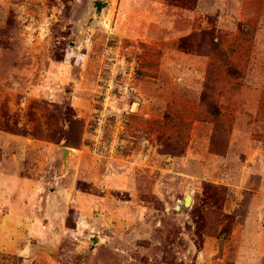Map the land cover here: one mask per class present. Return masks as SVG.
I'll return each mask as SVG.
<instances>
[{"label": "rangeland", "instance_id": "374dc122", "mask_svg": "<svg viewBox=\"0 0 264 264\" xmlns=\"http://www.w3.org/2000/svg\"><path fill=\"white\" fill-rule=\"evenodd\" d=\"M0 232L38 246L0 264H264V0H0Z\"/></svg>", "mask_w": 264, "mask_h": 264}, {"label": "crops", "instance_id": "0c3cea01", "mask_svg": "<svg viewBox=\"0 0 264 264\" xmlns=\"http://www.w3.org/2000/svg\"><path fill=\"white\" fill-rule=\"evenodd\" d=\"M25 183V182H22V184ZM16 215V216H15ZM9 216H15V217H18L20 218L21 220H23L21 222V224H25V219L28 220V217H23V216H20V215H17V212H13V213H9L8 215H6V217H9ZM9 233V232H8ZM7 233V234H8ZM43 231L41 233V235L43 236ZM33 235V234H32ZM6 234H2L0 232V251L3 252V253H10V249L12 251V249H14V253L13 254H16L18 257H21V258H26V257H29V254L31 253H34L33 251H35V248H38V246H32L30 247L31 245H26L24 248H17L15 249V247L13 248V243H15V238L13 239L12 236L11 237H8L10 239H12V241H10V239H7L6 238ZM45 238H43L42 240H44ZM9 240L10 243H7L6 241ZM36 253V252H35Z\"/></svg>", "mask_w": 264, "mask_h": 264}, {"label": "water", "instance_id": "95a60500", "mask_svg": "<svg viewBox=\"0 0 264 264\" xmlns=\"http://www.w3.org/2000/svg\"><path fill=\"white\" fill-rule=\"evenodd\" d=\"M107 6V4L106 3H104V4H101V8H104V7H106ZM97 8V7H96ZM68 149H64L63 150V152H62V157H61V167H60V173L62 174L63 172V169L64 168H66L67 166H68V164L66 163V158H65V156L66 155H68ZM69 155H70V153H69ZM67 164V165H66ZM53 181H55V178H53ZM190 195L189 194H186L185 196H184V199H183V202H182V204H179V205H177L176 206V210L178 211V212H180L183 208H188L189 206H188V204H190L189 203V199H190ZM192 198V197H191ZM192 200V199H191ZM90 240H92V242H93V244H96L97 243V241L98 240H96L95 238H94V236H91L90 237Z\"/></svg>", "mask_w": 264, "mask_h": 264}, {"label": "built area", "instance_id": "2783aa9c", "mask_svg": "<svg viewBox=\"0 0 264 264\" xmlns=\"http://www.w3.org/2000/svg\"><path fill=\"white\" fill-rule=\"evenodd\" d=\"M105 101L103 104V111L100 114L101 118H104L107 116V114L110 112V110L112 109V105H113V100H111V98L108 96V94L105 97ZM100 122V121H99Z\"/></svg>", "mask_w": 264, "mask_h": 264}, {"label": "trees", "instance_id": "16d2710c", "mask_svg": "<svg viewBox=\"0 0 264 264\" xmlns=\"http://www.w3.org/2000/svg\"><path fill=\"white\" fill-rule=\"evenodd\" d=\"M209 108H210L211 111H213L214 113L217 112V111H216V108H214L211 104H209ZM228 231H230L229 228H226L225 230L222 231V233H223V232H228Z\"/></svg>", "mask_w": 264, "mask_h": 264}, {"label": "bare ground", "instance_id": "6f19581e", "mask_svg": "<svg viewBox=\"0 0 264 264\" xmlns=\"http://www.w3.org/2000/svg\"><path fill=\"white\" fill-rule=\"evenodd\" d=\"M29 140H32L31 138H29ZM68 153V152H67ZM68 155H69V153H68ZM65 158H66V156H65ZM186 195V194H185ZM190 195V194H189ZM190 201H191V197H190V199H189V203H190Z\"/></svg>", "mask_w": 264, "mask_h": 264}, {"label": "flooded vegetation", "instance_id": "af4514ba", "mask_svg": "<svg viewBox=\"0 0 264 264\" xmlns=\"http://www.w3.org/2000/svg\"><path fill=\"white\" fill-rule=\"evenodd\" d=\"M95 6H97V7H100V6H101V4H95Z\"/></svg>", "mask_w": 264, "mask_h": 264}]
</instances>
